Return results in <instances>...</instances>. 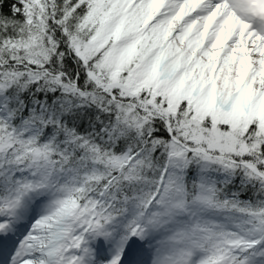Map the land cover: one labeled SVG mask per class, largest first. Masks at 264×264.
Instances as JSON below:
<instances>
[{"label": "snow or ice", "instance_id": "obj_1", "mask_svg": "<svg viewBox=\"0 0 264 264\" xmlns=\"http://www.w3.org/2000/svg\"><path fill=\"white\" fill-rule=\"evenodd\" d=\"M0 264H264V0H0Z\"/></svg>", "mask_w": 264, "mask_h": 264}]
</instances>
